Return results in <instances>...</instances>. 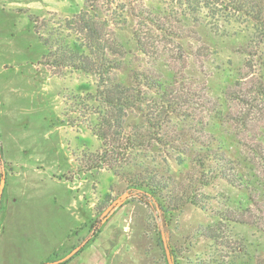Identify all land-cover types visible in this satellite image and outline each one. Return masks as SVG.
<instances>
[{
    "label": "rangeland",
    "instance_id": "rangeland-1",
    "mask_svg": "<svg viewBox=\"0 0 264 264\" xmlns=\"http://www.w3.org/2000/svg\"><path fill=\"white\" fill-rule=\"evenodd\" d=\"M144 1L196 25L201 44L149 31L155 57L147 59L124 27L119 36L128 56L152 62L165 76L170 66H186L187 76L206 81L219 111L208 114L207 131L264 199V161L248 146L264 148V21L233 12L222 0ZM81 5L0 0V264L55 261L84 245L95 221L94 252L106 254L107 264H169L168 255L173 264H264V231L256 226L223 223L216 240L196 236L215 226L216 212L251 206L246 190L217 180L202 189L206 209L189 204L166 213L127 190L108 167H96L102 141L88 126V103L77 105V95L95 92V77L39 63L44 48L29 20L48 12L70 17ZM188 47L194 53L187 59ZM146 155L170 172L193 167L187 158L179 164L164 154ZM255 217L264 226L258 212Z\"/></svg>",
    "mask_w": 264,
    "mask_h": 264
},
{
    "label": "trees",
    "instance_id": "trees-1",
    "mask_svg": "<svg viewBox=\"0 0 264 264\" xmlns=\"http://www.w3.org/2000/svg\"><path fill=\"white\" fill-rule=\"evenodd\" d=\"M222 2L233 12L256 22L264 21L263 0ZM55 15L48 12L42 19L29 15L44 48L39 63L95 77V92L77 95V105L81 100L88 103V126L102 141L96 167H108L125 182L127 190L154 202L166 213L180 211L189 204L206 209L205 200L209 198L202 189L222 180L246 190L251 206L239 203L216 212L215 226L201 227L196 236L216 240V230L223 223L256 226L264 231L255 217L258 212L264 220V199L250 186V180L244 178L215 135L207 131L208 114L215 116L219 111L206 81L187 76L186 66H170L165 76L152 62L130 58L119 36L120 29L130 27L137 51L151 59L155 52L149 31L201 44L196 25L187 24L173 11L157 12L144 0H82L74 15ZM193 51L187 48V59ZM248 146L264 161L260 144L252 142ZM136 152L150 159L147 153L164 154L179 164L187 158L193 167L185 173L170 172L154 159L152 163L143 158L139 162ZM98 222L91 225L95 229L92 235L99 232L100 227L95 228ZM89 241L90 237L86 243Z\"/></svg>",
    "mask_w": 264,
    "mask_h": 264
},
{
    "label": "crops",
    "instance_id": "crops-1",
    "mask_svg": "<svg viewBox=\"0 0 264 264\" xmlns=\"http://www.w3.org/2000/svg\"><path fill=\"white\" fill-rule=\"evenodd\" d=\"M95 234L97 235L98 233ZM95 236L92 235L90 237L91 241L86 243L82 251L74 258L75 260L70 261L68 264H107L108 259L106 254L94 252Z\"/></svg>",
    "mask_w": 264,
    "mask_h": 264
},
{
    "label": "water",
    "instance_id": "water-1",
    "mask_svg": "<svg viewBox=\"0 0 264 264\" xmlns=\"http://www.w3.org/2000/svg\"><path fill=\"white\" fill-rule=\"evenodd\" d=\"M83 244H81V245H79V246H76L75 248H73L69 253H67L65 256H63V257H61V258H59V259H57V260H55V261H52V262H50L49 264H58V263H60V262H63V261H65V260H67L68 258H70L71 256H73L79 249H80V247L82 246ZM168 262H169V264H173L172 262H171V259H170V257H169V255H168Z\"/></svg>",
    "mask_w": 264,
    "mask_h": 264
}]
</instances>
